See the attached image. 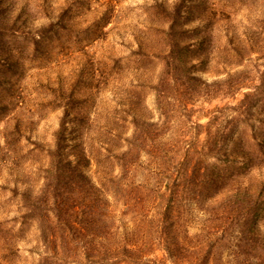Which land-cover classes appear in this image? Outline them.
<instances>
[{
	"label": "rangeland",
	"instance_id": "obj_1",
	"mask_svg": "<svg viewBox=\"0 0 264 264\" xmlns=\"http://www.w3.org/2000/svg\"><path fill=\"white\" fill-rule=\"evenodd\" d=\"M136 120L156 142L128 157L141 170L125 181L153 187L166 158L176 181L162 221L177 245L155 235L143 260L264 264V0H0V264H39L22 195L45 211L68 194L51 154L74 162L83 147L78 179L98 191ZM115 131L109 155L93 139ZM109 196L118 242L131 221Z\"/></svg>",
	"mask_w": 264,
	"mask_h": 264
},
{
	"label": "trees",
	"instance_id": "obj_2",
	"mask_svg": "<svg viewBox=\"0 0 264 264\" xmlns=\"http://www.w3.org/2000/svg\"><path fill=\"white\" fill-rule=\"evenodd\" d=\"M158 90L156 87L153 89L154 105L156 109L160 110L162 101H160ZM137 123V120L134 121L131 138L124 139L125 145L123 146L125 147L121 145L122 133L117 134L116 131L111 134L107 142L105 137L103 140L99 135L94 137L93 141L95 140L96 144L97 142H101V145L106 143L109 155L112 148L122 147L120 162L117 165L119 174L112 176L101 172L99 174L102 180L100 190L97 191V188L88 181L78 179L83 173V168L89 166L88 156L83 153V147L80 146L82 150L74 162L70 159L63 162L61 155L51 154L53 161L51 170H49L50 180H56L58 182L56 185H61L64 182L69 185L68 194L61 196L54 203V207L47 204L46 210L43 211L41 207H37L38 205L34 203L29 194L22 195L24 217H22L21 223L27 224L33 220L38 228L36 244L42 250V253L38 254L39 264H79L82 261L81 264H148L153 262L147 259L143 260L141 253H147L155 247V235H166L165 239L160 240L158 244L164 241L167 247L170 243L173 246L177 245L176 242H173L176 234L170 233L171 230L178 229L174 219L168 222L162 221L169 215L171 206L174 204L171 188L176 184L173 171L171 172L168 168V158L163 161V172L152 173L156 176V183L153 187H143L139 190V188H133L135 185L132 183L125 181L131 173L136 172V168L140 167L141 170L140 165L135 167L130 161L133 154L139 156V153L137 155L138 145L140 143L147 144L148 151H153L156 142L153 129L139 127ZM117 140H119L118 143H114ZM187 146L189 147V145ZM174 147L175 145L170 146V148ZM96 171L100 172L101 169L98 167ZM109 192L115 202L111 208L115 209L120 205L123 209L122 216L128 215L131 221V227L129 229L124 227L118 242L116 234L118 235L119 224L116 225L113 214L103 210L104 207L102 208L103 204L108 206L107 194ZM98 202L103 204H100V208L98 204L95 211L93 205ZM147 202L148 205H152V212H150V208H147ZM50 212L53 213L51 218L47 215ZM42 215L44 217L40 218ZM142 239L144 245L143 243L130 244L131 240L138 242ZM116 244H120V246L117 248ZM78 250L85 253L82 261L78 259L80 252ZM132 251H136L138 254L135 259L131 256ZM166 264H170V262H166Z\"/></svg>",
	"mask_w": 264,
	"mask_h": 264
}]
</instances>
